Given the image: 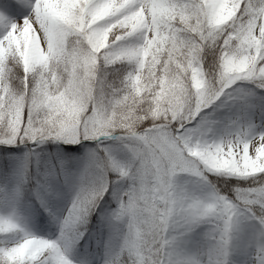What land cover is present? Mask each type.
I'll list each match as a JSON object with an SVG mask.
<instances>
[{"label": "snow or ice", "instance_id": "obj_1", "mask_svg": "<svg viewBox=\"0 0 264 264\" xmlns=\"http://www.w3.org/2000/svg\"><path fill=\"white\" fill-rule=\"evenodd\" d=\"M0 264H264V0H0Z\"/></svg>", "mask_w": 264, "mask_h": 264}]
</instances>
